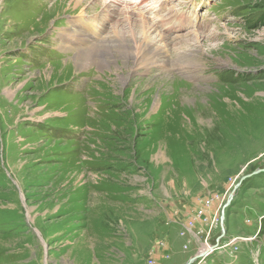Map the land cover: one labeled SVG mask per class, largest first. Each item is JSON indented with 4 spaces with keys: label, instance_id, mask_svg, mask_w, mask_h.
<instances>
[{
    "label": "rangeland",
    "instance_id": "rangeland-1",
    "mask_svg": "<svg viewBox=\"0 0 264 264\" xmlns=\"http://www.w3.org/2000/svg\"><path fill=\"white\" fill-rule=\"evenodd\" d=\"M78 1L0 0V264H264V0Z\"/></svg>",
    "mask_w": 264,
    "mask_h": 264
},
{
    "label": "bare ground",
    "instance_id": "bare-ground-1",
    "mask_svg": "<svg viewBox=\"0 0 264 264\" xmlns=\"http://www.w3.org/2000/svg\"><path fill=\"white\" fill-rule=\"evenodd\" d=\"M81 2L82 0H79L78 4H80ZM141 2L142 4H140L139 2V4L137 3L138 6L136 7L143 5L145 0H141ZM124 7L126 8H124V10H122L121 13L117 15V22L119 24L123 23L122 25L126 24L127 27L121 28L118 27V25L114 27L116 42L109 43V45L103 43L93 46L87 50L80 51L79 55L74 57V60L77 64L76 66L79 67L77 69L78 71H82L86 67H90L92 65L95 66L97 64L100 66H108L109 61L107 58L114 55L117 57V59L123 60L126 66H129L130 63L141 64L143 65V68L145 70H149L154 63L159 62V58L162 57L161 55L163 51L168 49L166 47L170 45V43H167L162 32H158L156 26L153 23H150V21L148 20V15H144L141 17L139 16V19L138 17L136 18L137 13L135 14L132 11L133 9H130L131 6H128V4L126 3ZM122 14L124 16H122ZM176 17H178V15ZM179 18L181 17L179 16ZM165 20L166 19L160 18L156 21V24L163 25ZM128 36L130 37L129 39ZM180 38L183 42H186L187 40L184 37ZM82 39H84V37ZM99 46L102 47V52L100 51Z\"/></svg>",
    "mask_w": 264,
    "mask_h": 264
},
{
    "label": "built area",
    "instance_id": "built-area-1",
    "mask_svg": "<svg viewBox=\"0 0 264 264\" xmlns=\"http://www.w3.org/2000/svg\"><path fill=\"white\" fill-rule=\"evenodd\" d=\"M202 214V213H201ZM236 238H232L229 240V244H234L235 242H237L238 240ZM205 246L207 247L206 249H203V247H201L200 251L198 252L199 253V257L198 259H196L194 262H192L191 264H203L206 262L205 258L207 256H209L210 254H212L216 249L220 248L219 245L217 244L216 246L210 244V243H205Z\"/></svg>",
    "mask_w": 264,
    "mask_h": 264
},
{
    "label": "water",
    "instance_id": "water-1",
    "mask_svg": "<svg viewBox=\"0 0 264 264\" xmlns=\"http://www.w3.org/2000/svg\"><path fill=\"white\" fill-rule=\"evenodd\" d=\"M233 194H231V196H232ZM199 257V255H197L196 257L194 256L191 260H190V262H192V261H194L196 258H198Z\"/></svg>",
    "mask_w": 264,
    "mask_h": 264
}]
</instances>
